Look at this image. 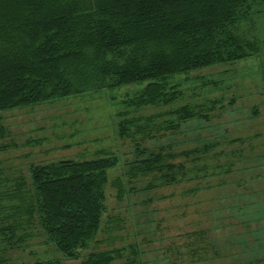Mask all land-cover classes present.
Wrapping results in <instances>:
<instances>
[{
    "label": "trees",
    "instance_id": "16d2710c",
    "mask_svg": "<svg viewBox=\"0 0 264 264\" xmlns=\"http://www.w3.org/2000/svg\"><path fill=\"white\" fill-rule=\"evenodd\" d=\"M252 60L261 71L264 0H0V119L9 110L144 84L117 114V135L134 144L129 182L151 175L143 191L197 177L193 171L207 176L205 157L221 143L178 151L177 135L202 129L185 126L209 123L233 104L236 97L225 90L237 77L253 74L238 67ZM217 65L226 67L216 76L176 80ZM6 134L0 125V137ZM8 147L0 144V150ZM117 164L116 156L98 151L90 159L32 163L29 176L0 177V264H62L53 256L33 263L11 258L40 234L64 258H81L102 228L109 170ZM111 185L120 200L134 189L127 190L121 177ZM243 206L239 211L249 214ZM260 254L248 264L263 263ZM81 264L146 262L141 249L129 244L93 251Z\"/></svg>",
    "mask_w": 264,
    "mask_h": 264
},
{
    "label": "rangeland",
    "instance_id": "374dc122",
    "mask_svg": "<svg viewBox=\"0 0 264 264\" xmlns=\"http://www.w3.org/2000/svg\"><path fill=\"white\" fill-rule=\"evenodd\" d=\"M254 62L257 61L239 64L245 74H253L245 79L237 77L235 86L225 90L229 98L236 97L233 104L217 110L209 123L199 120L185 126L191 129L201 125L202 129L177 135L178 151L208 141L221 143L204 158L207 176L193 171L197 177L144 191L141 189L150 182L151 175L129 182L127 163L135 157L134 144L117 135L121 120L118 112L144 84L123 85L100 94H81L1 113L0 125L7 134L0 137V144L9 147L0 150V177L21 172L29 176L32 163L90 159L98 151L118 158V164L109 170L108 210L102 228L97 240L81 251V258H64L45 243L42 234L31 241L30 247L12 252L11 258L33 263L53 256L61 258L62 264H81L93 251L129 244L141 249L146 264H248L249 259L264 254V212H259L264 209V66L260 71ZM224 66L195 70L176 80L216 76ZM184 87L186 95H190L187 83ZM234 138L244 140L230 144ZM116 177L122 178L127 190L134 187L121 200L111 185ZM242 204L247 205L241 208L249 214L239 211ZM256 233L262 239L260 253Z\"/></svg>",
    "mask_w": 264,
    "mask_h": 264
}]
</instances>
